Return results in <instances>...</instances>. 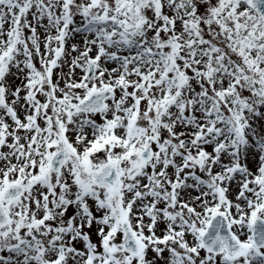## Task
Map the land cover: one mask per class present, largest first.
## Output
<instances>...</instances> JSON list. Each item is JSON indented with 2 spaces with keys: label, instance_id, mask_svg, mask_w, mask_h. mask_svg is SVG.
<instances>
[{
  "label": "snow or ice",
  "instance_id": "obj_1",
  "mask_svg": "<svg viewBox=\"0 0 264 264\" xmlns=\"http://www.w3.org/2000/svg\"><path fill=\"white\" fill-rule=\"evenodd\" d=\"M0 264H264V0H0Z\"/></svg>",
  "mask_w": 264,
  "mask_h": 264
}]
</instances>
